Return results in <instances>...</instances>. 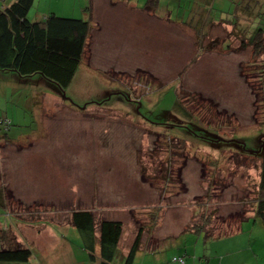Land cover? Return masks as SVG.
Returning a JSON list of instances; mask_svg holds the SVG:
<instances>
[{
	"label": "rangeland",
	"instance_id": "374dc122",
	"mask_svg": "<svg viewBox=\"0 0 264 264\" xmlns=\"http://www.w3.org/2000/svg\"><path fill=\"white\" fill-rule=\"evenodd\" d=\"M88 1L35 0L28 17L37 19L49 10L63 17H85L78 4ZM93 34L94 39L101 38ZM232 35L227 47L221 41L226 37L224 30L211 32L201 38L200 50L194 38L182 37L186 51L192 56L199 53L189 64L181 63L183 56L163 62L164 50L158 47L150 59L149 75L140 65L136 69L118 64L107 67V73L113 71L115 80H111L98 68L89 67L91 72L83 73L82 88L64 89L62 94L51 81L35 86L31 77L0 71V116L12 120L25 138L30 137L31 126L38 131L37 138L40 136L15 145L0 139V188L7 204L6 209L0 208V232L17 231V243L32 251L26 264H70L72 257L75 261L84 258L80 234L66 225L77 208L91 209L96 218L121 220L124 235L120 247L141 227L142 248L152 249L159 243L169 256L195 250L197 259L207 249L202 236L188 228L199 221L202 211L218 208L220 215L232 220L250 209L244 199L256 196L260 158L220 143L208 145L193 132L196 129L199 135L211 130L224 139L232 135L256 139L264 132L262 56L252 60L251 48L241 49L238 33ZM213 36H219V42L208 49L206 43ZM173 38L172 43L166 42L170 51ZM88 46L84 62L92 64ZM175 49L183 51L181 43ZM114 51L115 46L105 54ZM79 77L83 81L81 74ZM125 87L129 93L120 90ZM105 89L114 91L106 106L91 104L82 109L85 102L104 99ZM177 97L200 119L187 130L191 137L168 125L179 120L171 112ZM157 205L161 211L153 226L149 213ZM253 221L242 226L263 236V226ZM35 222L39 225L34 230L43 231L58 223L55 226L64 242L56 246L45 233L31 243L35 234L26 236L22 224ZM198 238L197 245L190 242ZM50 249L42 260L39 252Z\"/></svg>",
	"mask_w": 264,
	"mask_h": 264
},
{
	"label": "trees",
	"instance_id": "16d2710c",
	"mask_svg": "<svg viewBox=\"0 0 264 264\" xmlns=\"http://www.w3.org/2000/svg\"><path fill=\"white\" fill-rule=\"evenodd\" d=\"M73 1L76 2L77 0ZM92 1L89 0L86 5L78 4V8L86 12V18L83 16L63 17L49 10L41 18L30 19L28 14L35 0H14L8 5L0 6V71H11L21 78L31 77L30 80H33L35 86L41 84L40 81L43 80L51 81L57 85L61 94L64 89L70 90L74 78L85 69L84 54L92 29ZM147 5L148 9L152 10L157 6V0H148ZM263 14L264 12L256 14V17H251L253 22L249 26V29L251 28L249 33L247 30L244 33H238V39L242 43L240 48L245 49L246 46H249L252 50V60L256 59L255 61H257L258 57L262 56L260 59L262 60L261 71H264V21L261 20ZM231 36H233L232 33H226V37L221 39V41L224 40L227 47L231 44ZM218 42L219 38L213 40L208 49L214 48ZM140 70L144 71L146 75L150 74L148 70ZM261 71L260 74L263 75V78L264 72ZM112 73H107L108 78L115 80L114 77H111ZM120 90L128 92L126 87ZM112 92L114 91L109 92L105 89L106 98L103 97L104 99L101 98L100 101L85 102L82 109L84 110L91 104L106 106L105 102L111 100L114 95ZM141 99L137 100V104L141 105ZM171 112L179 120L168 125L179 127L180 133L190 136L191 133L187 130L196 127L195 124L200 119L195 116V113L189 111L178 97L171 106ZM12 122L8 117L0 116L1 140L6 142L9 140V130L15 126ZM179 122L185 124H178ZM197 124L202 126L201 123ZM209 131L202 130L203 134L199 135L196 133V129L193 132L208 145L214 146L220 143L223 147L237 148L241 152L251 153L260 158L256 196L249 201L244 199L245 204H250V209H244L237 219L229 220V218L220 215L218 208L211 212L202 211L199 214V221L190 224L188 231L197 237L202 236L204 241H208L239 232L243 222L249 219H254L253 222L259 221L264 228V132L260 133L256 139L234 135L224 139L218 133L217 135ZM249 144L252 145L249 146ZM2 191L0 188V208L6 209L7 204L4 196H1ZM159 211H161V206L157 205L149 213L153 226L156 225ZM228 215L232 217L233 213ZM69 221L80 234L82 246L87 252L89 260H95V249L98 246L99 263L112 264L114 262L118 255L119 243L123 233L124 224L121 220L96 218L91 209L77 208L71 211ZM16 234L18 235L17 231H13V229L0 232V262L26 264L30 259L31 249L26 245H19L15 240ZM141 236L142 228L139 227L128 251L123 256L122 264L133 263L137 251L142 247ZM171 258V261L177 264L184 263V255L179 254ZM175 258L181 259L182 262L174 260Z\"/></svg>",
	"mask_w": 264,
	"mask_h": 264
},
{
	"label": "crops",
	"instance_id": "0c3cea01",
	"mask_svg": "<svg viewBox=\"0 0 264 264\" xmlns=\"http://www.w3.org/2000/svg\"><path fill=\"white\" fill-rule=\"evenodd\" d=\"M12 2V0H0V6L8 5ZM147 2L148 0L92 1V34L90 32L87 42V46L89 45L88 51L90 50L89 59H91L92 64L90 61H83L85 69L79 73L83 76V81H80L81 78L78 74L74 78L70 90L82 88L85 81L83 73L91 72L89 67L98 68L101 74L107 77V67L112 68L118 64H124L129 67L137 66L136 69L140 65L139 69L148 70L154 49L158 47H162L164 50L162 51V56L165 59L163 62L168 63L167 59H173L176 56V58H181L183 56L181 63L189 64L199 53H195L192 56L191 52L186 51V41L181 42L183 40L182 37L194 38L198 45V50H200L203 46L201 38L204 36L209 37L211 32L219 33L220 30H224L225 33L234 31L244 33L247 30V33H249L251 30L249 26L253 22L251 17H256V14H262L264 6V0H157V6L151 10L148 9ZM96 26L97 28H95ZM93 31L96 37L101 36V38L94 39V36H92L94 35ZM102 34L109 40L108 42L104 41ZM218 37H211L212 39L210 38L211 40L206 43V48ZM172 38L173 44L168 46L173 51H170L166 49V42L171 41L172 43ZM230 41L232 40L230 39ZM180 43L183 51L176 52L175 47L180 45ZM114 46L116 48L114 54H105L107 50L111 51ZM97 47L102 48L97 50ZM118 47L121 52L118 51ZM96 53L99 54L95 55ZM93 63L98 65L93 66ZM30 130V137L33 141L40 138V136L37 138L38 131L36 129L31 126ZM9 131L10 141L8 140L7 143L10 145H15L19 142L26 143L30 138H25L15 127H11ZM66 223V225L70 224L72 226L69 220ZM55 224L52 225L53 227L49 226L48 231L47 229L43 231L41 228L40 230L37 228L34 230V227L39 225L37 222L31 224L23 223L22 225H25L24 234L26 236L28 232L35 234V240L30 239L31 243L39 241L41 236H46L45 233H47V237L51 239V242L56 246H60L64 240L60 239L61 232L59 228H56ZM247 225H249V222ZM123 235L124 233H122ZM134 237L135 235L129 236L125 247H120L119 243L118 255L112 264H122L123 256L128 251ZM198 240L199 238L193 243L191 239L190 242L197 245L199 243ZM203 243H205L204 246L207 251L199 256L198 259L195 250H185V253H175L169 256L163 253L161 245L157 243L152 249L141 247L137 251L132 264H177L170 261V258L179 254H184L183 264H264V235H254L253 230L247 226H241V230L235 234L210 239L209 241L203 240ZM37 247L40 246L37 244ZM51 252V249L42 250L39 252L41 253L40 257L42 260H46ZM82 255L84 258L80 259L81 262L75 261L72 257L70 264H100L97 257L98 252H95V260L91 261L82 246ZM40 257L38 256L39 260Z\"/></svg>",
	"mask_w": 264,
	"mask_h": 264
},
{
	"label": "built area",
	"instance_id": "2783aa9c",
	"mask_svg": "<svg viewBox=\"0 0 264 264\" xmlns=\"http://www.w3.org/2000/svg\"><path fill=\"white\" fill-rule=\"evenodd\" d=\"M174 260H178V261L182 262L181 259H176V258H175Z\"/></svg>",
	"mask_w": 264,
	"mask_h": 264
}]
</instances>
